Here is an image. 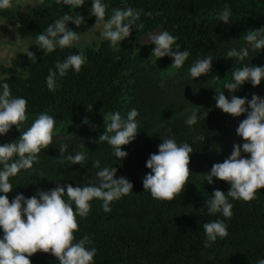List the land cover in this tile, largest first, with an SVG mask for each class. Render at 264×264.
Segmentation results:
<instances>
[{
	"label": "trees",
	"instance_id": "obj_1",
	"mask_svg": "<svg viewBox=\"0 0 264 264\" xmlns=\"http://www.w3.org/2000/svg\"><path fill=\"white\" fill-rule=\"evenodd\" d=\"M114 2L143 9L144 13L152 12L151 17L142 15L143 28L139 31L162 26L179 37L177 43L181 51L191 52L189 60L183 69H177L176 76L164 81L156 77L153 69L143 66L127 75L138 58L129 51L130 46L116 52L110 42H104L98 49H57L38 61L26 54L19 55L17 64L29 74L28 78L13 77L4 81L9 83L13 96L28 101L29 119L20 129L13 126L7 136L0 137V144L18 140L44 112L57 120L55 135L66 138L53 140V144L41 152L39 165L11 178L14 191L8 194L10 202L17 194L31 198L40 190L51 191L57 187L56 182L73 187L83 185L97 171L92 164L99 159L102 167H117V179L125 177L134 187L133 193L111 204V212L105 213L102 201L96 200L89 216L78 218L76 237L78 240L84 236L90 238L92 246L98 250L95 264H256L258 259H264V189L258 190L252 201H231L233 216L226 220L229 235L218 238L207 248L203 224L225 218L209 216L206 201L217 189L227 193L230 185L215 178L214 184L209 185L202 175L214 164L227 159L235 144L243 143L236 129L246 116L234 118L223 113L215 107L214 97L216 91L229 95L225 85L232 81L231 73L236 67H264V50L250 52L243 64L226 57L230 48L245 44L239 26L241 18L250 20L248 31L253 30L254 22L258 23L256 30L264 28V0ZM225 5L230 6L233 13L230 24L216 18ZM71 11L74 10L57 4L56 0H46L28 14L25 24L35 37ZM111 12L108 8L109 15ZM82 15L85 25L96 24L90 11ZM69 27L78 32L83 26L77 28L69 24ZM81 51L87 56V64L79 73L70 71L60 79L55 92L49 91L46 84L49 69H54L55 63L64 61L68 55ZM209 55L214 60L213 72L196 80L190 78L188 69L192 63ZM235 95L248 99L253 95L264 97V82L259 87L246 84ZM193 106L201 107L203 119L189 129L181 113ZM88 107L93 111L89 112ZM133 108L139 112L141 128L135 141L123 148L128 157L119 161L112 155L111 147L99 141L100 135L105 134L104 116L120 112L126 117ZM86 119L90 124H84ZM168 128H172L178 142L187 141L194 149L189 165L190 183L175 201L154 199L143 187V179L151 171L146 162L151 154L158 153L161 138L166 136ZM193 132L207 137L206 142L192 143ZM65 143L69 145V153L80 151V145L85 144L89 151L87 168L61 166L56 162L55 159L61 157L59 147ZM0 236H3L2 230ZM30 259L32 264H59L50 253L40 252Z\"/></svg>",
	"mask_w": 264,
	"mask_h": 264
},
{
	"label": "clouds",
	"instance_id": "obj_2",
	"mask_svg": "<svg viewBox=\"0 0 264 264\" xmlns=\"http://www.w3.org/2000/svg\"><path fill=\"white\" fill-rule=\"evenodd\" d=\"M38 2L44 4L45 0ZM85 2L56 0L57 4L68 6L71 10L84 8ZM13 6L14 0H0V10ZM108 8L105 0H91L90 16L95 17L97 22L87 32H77L69 27V24L77 28L84 26L82 14H76V11L65 13L34 37L35 46L47 55L58 48L70 49L91 44L97 39L110 42L112 48H121V43L131 36L133 28H143L142 15H153L152 12L144 13L143 9L128 6L116 8L109 15ZM232 15L230 6L225 5L216 18L224 24H230ZM97 30L98 38L95 35ZM178 40L179 37L169 31L152 34V45H155L152 56L159 60L171 57V68L183 69L191 52L181 51ZM242 40L245 42L243 46L232 47L226 52L229 60L240 64L249 57L250 52L264 50V28L249 31ZM27 56L30 59L34 57L29 49ZM213 63L211 55L195 60L188 69L189 77L196 80L209 76L213 72ZM86 64L87 56L82 51L68 55L62 62H56L46 78L49 91L55 92L60 79L70 71L79 73ZM28 75L24 72L22 78L27 79ZM231 77L232 81L225 85L229 95L226 96L225 91H216L215 107L234 118L246 116L236 129L243 143L235 144L227 159L214 164L208 173L202 175L209 185L214 184V178L230 185L227 193L217 189L211 194V199L206 201L205 208L209 216L222 215L225 218L203 224L207 248L212 247L218 238L229 235L226 220L233 216L234 205L231 201H252L257 191L264 189V97L253 95L248 99L235 95L246 84L259 87L264 82V67H236ZM200 109L193 106L181 113L189 129H193L203 119ZM88 111L93 109L88 107ZM104 117L105 134L100 135L99 141L111 147L115 158L124 160L129 154L123 148L135 141L141 128L139 112L133 108L126 117L120 112H110ZM28 119V101L13 96L9 83L0 79V137L7 136L13 126L20 129ZM84 124H90V121L86 119ZM56 131L57 120L44 112L22 132L18 140L0 144V230L3 231V236H0V264H32L30 257L40 252L50 253L59 264H95L98 250L92 246L90 238L84 236L78 240L76 237L79 231L78 218H87L96 200L102 201L103 211L108 213L114 201L133 193L132 182L125 177L117 179V167H102L101 161L97 159L92 164V168L97 171L83 185L73 187L72 184L56 182L57 187L51 191L40 190L31 198L17 194L10 202L8 194L14 191L11 178L40 164V154L53 144ZM161 139L163 142L158 146V153L151 154L146 162V167L151 171L144 177L143 187L154 199L175 201L190 183L192 175L189 165L194 149L187 141L178 142L172 128H168L166 136ZM206 139L203 134L193 132L192 143L206 142ZM59 148L61 157L55 160L61 166L88 167L89 151L85 144L80 145L81 150L74 153H69L67 143ZM40 174L45 175L44 172ZM256 264H264V259H258Z\"/></svg>",
	"mask_w": 264,
	"mask_h": 264
},
{
	"label": "rangeland",
	"instance_id": "obj_3",
	"mask_svg": "<svg viewBox=\"0 0 264 264\" xmlns=\"http://www.w3.org/2000/svg\"><path fill=\"white\" fill-rule=\"evenodd\" d=\"M105 2L108 4L111 11L116 8L128 6L123 3L116 4L114 0H105ZM242 2L243 4L246 3L244 1H241L240 3ZM41 5L43 4H40L38 0H14L13 7L6 10H0V79L6 80L13 77L22 78L23 73L26 71L19 67L17 60L19 55H27L28 49L33 53L34 57L32 59L35 61H38L47 55L46 52L35 46L34 36L25 24L28 14ZM90 8L91 0H86L84 8L74 10L73 12L76 11V14H82L90 11ZM246 20L247 17L241 18V22L239 23L240 30H242L244 36L249 32L247 28L250 26L248 24L250 20H247L248 22ZM94 26L95 25H85L78 32H87ZM257 26L258 23L254 22V25L251 27L253 30H256ZM161 31H165L162 26H156L155 28L146 31H139L138 28H133L131 36L121 43V48H113L117 52L124 49L126 46H130L131 50L129 49V51H132L133 56L138 58L136 64L133 66V70L127 72V75L130 76L135 73L137 71L136 69L140 66H143L148 70L153 69L156 77L164 81L178 74L179 71H177V69L171 68L173 64L171 57H165L159 60L152 56L155 45H152L151 35L154 33L158 34ZM95 35L97 38L99 37L98 30ZM104 42L107 41L97 39L91 44H84L73 48L80 50L87 48L98 49ZM65 138V136L57 134L54 135L53 140H61Z\"/></svg>",
	"mask_w": 264,
	"mask_h": 264
}]
</instances>
